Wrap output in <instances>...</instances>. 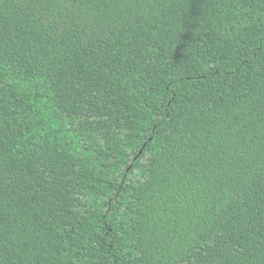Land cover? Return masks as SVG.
<instances>
[{
    "label": "trees",
    "instance_id": "obj_1",
    "mask_svg": "<svg viewBox=\"0 0 264 264\" xmlns=\"http://www.w3.org/2000/svg\"><path fill=\"white\" fill-rule=\"evenodd\" d=\"M0 264H264V0H0Z\"/></svg>",
    "mask_w": 264,
    "mask_h": 264
}]
</instances>
